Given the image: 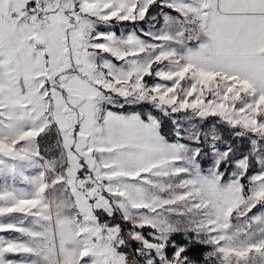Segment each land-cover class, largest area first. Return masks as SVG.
<instances>
[{"label":"snow or ice","instance_id":"obj_1","mask_svg":"<svg viewBox=\"0 0 264 264\" xmlns=\"http://www.w3.org/2000/svg\"><path fill=\"white\" fill-rule=\"evenodd\" d=\"M0 264H264V0H0Z\"/></svg>","mask_w":264,"mask_h":264}]
</instances>
